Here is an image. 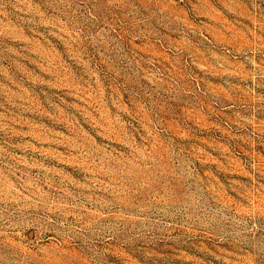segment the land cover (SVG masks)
Segmentation results:
<instances>
[{
  "label": "rangeland",
  "instance_id": "obj_1",
  "mask_svg": "<svg viewBox=\"0 0 264 264\" xmlns=\"http://www.w3.org/2000/svg\"><path fill=\"white\" fill-rule=\"evenodd\" d=\"M0 264H264V0H0Z\"/></svg>",
  "mask_w": 264,
  "mask_h": 264
}]
</instances>
